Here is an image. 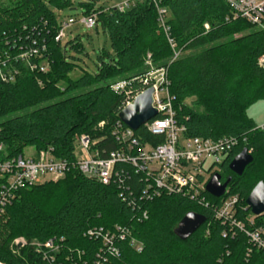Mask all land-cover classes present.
Here are the masks:
<instances>
[{"label": "trees", "instance_id": "obj_1", "mask_svg": "<svg viewBox=\"0 0 264 264\" xmlns=\"http://www.w3.org/2000/svg\"><path fill=\"white\" fill-rule=\"evenodd\" d=\"M79 6L84 15H97V27L108 35L110 50L99 52L95 73L82 70L73 78L85 55L81 37L64 46L54 41L57 12L72 9V0H0V52H17L7 42L45 41L49 64L47 73L18 64L16 83L1 87L0 145L9 158L33 148L36 154L51 151L70 166L57 182L16 191L0 221V263L264 264V249L250 244L246 234L264 227V215L249 223L253 215L246 205L253 189L264 183V129L247 116L251 105L264 100V29L233 19L225 0H140L125 11L97 9L96 0ZM158 9L169 12L175 49L160 26ZM175 53L179 56L174 60ZM152 69L167 70L176 119L186 138L239 141L219 173L223 183L231 178L225 197L217 199L204 191L206 205L161 192L147 200L141 198L147 175L129 162L116 164L118 177L109 186L73 168L80 137H88L102 159L125 147L116 135L125 92L141 89L140 80ZM120 82L130 85L115 91L112 87ZM135 137L141 143H160L146 127ZM243 149L254 160L238 176L229 166ZM230 195L239 197L237 219L245 230L236 227L231 232L216 218V210ZM188 213L204 215L207 222L183 241L174 231ZM117 226L130 232L116 242L118 254L105 252L102 241L89 235ZM19 239L26 241L24 247L16 245ZM131 239L142 245L140 252ZM49 241L57 247L54 257L48 249L38 252Z\"/></svg>", "mask_w": 264, "mask_h": 264}, {"label": "built area", "instance_id": "obj_2", "mask_svg": "<svg viewBox=\"0 0 264 264\" xmlns=\"http://www.w3.org/2000/svg\"><path fill=\"white\" fill-rule=\"evenodd\" d=\"M140 0L122 3L115 8L125 11L130 9ZM229 6L233 19H242L247 23L264 29V0H225ZM159 23L164 28L169 43L175 49L176 45L171 38L170 27L167 25L169 12L166 9H158ZM59 29L54 37V41L64 45L67 33L76 25H81L88 30L97 27V15H83L79 20L70 18L62 19L58 15ZM208 29V26H206ZM6 46L17 49L8 52L2 49L0 52V91L1 87L15 84L20 76L17 68L18 64H23L30 71L39 70L42 73L49 71V64L46 61L48 45L45 41L38 43L34 40L32 45H22V42H7ZM179 56L175 53L174 60ZM37 59L38 63L31 60ZM261 62H264V57ZM167 70L152 69L140 82L142 88L136 91H126V101L124 108L134 104L135 100L145 93L149 88L154 89L153 108L158 111L162 118L153 119L142 127H146L151 135L160 139V143H141L135 137V131L126 127L121 121L120 129L116 133L119 143L125 145L117 151L111 152L107 158H100L98 152L92 150V141L88 137H80L77 140L76 159L72 165L83 176L97 181L99 184L109 186L118 173L115 166L119 162L131 163L139 172L147 175V189L142 193L141 198L152 200L159 197L161 192L168 195L181 194L193 199L201 198L202 192L206 191V186L211 177L218 173L214 169L221 167L230 157L234 149L239 145V141L232 137H223L218 140L209 138H186L185 128L180 126L176 119L174 109V98L170 95V83L167 79ZM130 83V82H129ZM120 82L112 88L115 91H124L130 84ZM122 126L125 130H122ZM141 127V128H142ZM264 129V127H262ZM249 153H251L249 151ZM70 166L68 162L56 158L51 151L41 152L33 156L24 155L9 158L5 155L4 147L0 145V221L5 215L6 208L11 204L16 191L28 188L45 182H57L63 179ZM229 193L228 188L225 197ZM222 197V198H223ZM221 199V198H220ZM208 205V203H205ZM239 197L230 195L226 197L216 210V218L223 224L234 228L245 230L244 224L237 219ZM248 209V207H247ZM249 210V209H248ZM264 215V214H263ZM262 216V215H260ZM259 216H252L249 223L254 224V220ZM146 219V214L143 216ZM226 233V232H225ZM249 243L257 249H264V227L254 228L246 231ZM89 235L100 239L103 243V250L118 254L119 250L115 246L118 240H124L130 236L128 228L121 226L113 230L95 229L89 231ZM226 237V234H224ZM131 245L137 252L142 250V245L131 239ZM16 245L18 243L16 242ZM19 246V245H18ZM47 250L54 251L57 247L54 241H49L43 245ZM2 264V263H0Z\"/></svg>", "mask_w": 264, "mask_h": 264}, {"label": "water", "instance_id": "obj_3", "mask_svg": "<svg viewBox=\"0 0 264 264\" xmlns=\"http://www.w3.org/2000/svg\"><path fill=\"white\" fill-rule=\"evenodd\" d=\"M154 89L149 88L139 96L134 104L125 108L120 114V121L131 130L137 132L146 123L155 119L158 111L153 108ZM254 158L248 149H243L231 162L229 169L234 174L241 176L245 169L253 162ZM231 178L224 183L219 173L214 174L206 186V192L214 198H222L227 191ZM252 215L264 214V183L260 182L252 191L246 201ZM207 218L198 213H188L175 229V235L185 241L196 233L205 223Z\"/></svg>", "mask_w": 264, "mask_h": 264}, {"label": "rangeland", "instance_id": "obj_4", "mask_svg": "<svg viewBox=\"0 0 264 264\" xmlns=\"http://www.w3.org/2000/svg\"><path fill=\"white\" fill-rule=\"evenodd\" d=\"M83 1L85 0H72V9L63 12H57V15H59L62 19H81L84 15V10L80 8L79 4ZM134 1L135 0H96V8L98 9L101 7H105L108 9L119 6L125 2H130L132 4ZM67 35L68 36L64 45L68 41H71L77 36H80L85 47V55L80 57L81 62H78L79 68L73 74V78L80 77L82 74V70L88 71L90 73H95L97 56L99 52L104 48L106 50H110V41L108 35L103 33L100 26L95 27L92 30H88L81 25L74 26L68 31ZM70 55L73 56L75 54L71 53ZM247 116L257 125L258 128L264 127V100L258 101L255 104L251 105L247 109ZM33 155H35V150L33 148H28L24 151L25 157ZM214 171L220 173L222 172V168L217 167L216 169H214ZM16 242L18 243L19 247H24L26 244V241L24 239H19ZM43 249L45 248H39L38 252H42ZM52 253H54L52 254V256L54 257V255L56 254V250H54Z\"/></svg>", "mask_w": 264, "mask_h": 264}, {"label": "crops", "instance_id": "obj_5", "mask_svg": "<svg viewBox=\"0 0 264 264\" xmlns=\"http://www.w3.org/2000/svg\"><path fill=\"white\" fill-rule=\"evenodd\" d=\"M36 154V153H35Z\"/></svg>", "mask_w": 264, "mask_h": 264}]
</instances>
